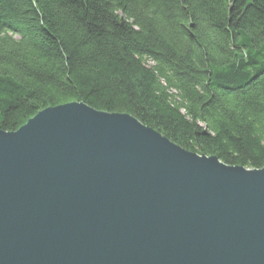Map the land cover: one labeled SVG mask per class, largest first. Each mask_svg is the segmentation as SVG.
Segmentation results:
<instances>
[{"label": "trees", "instance_id": "obj_1", "mask_svg": "<svg viewBox=\"0 0 264 264\" xmlns=\"http://www.w3.org/2000/svg\"><path fill=\"white\" fill-rule=\"evenodd\" d=\"M83 103L264 168V0H0V130Z\"/></svg>", "mask_w": 264, "mask_h": 264}, {"label": "water", "instance_id": "obj_2", "mask_svg": "<svg viewBox=\"0 0 264 264\" xmlns=\"http://www.w3.org/2000/svg\"><path fill=\"white\" fill-rule=\"evenodd\" d=\"M0 264H264V168L67 103L0 130Z\"/></svg>", "mask_w": 264, "mask_h": 264}]
</instances>
